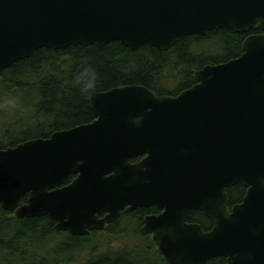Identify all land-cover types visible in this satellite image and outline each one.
I'll list each match as a JSON object with an SVG mask.
<instances>
[{"label":"water","instance_id":"95a60500","mask_svg":"<svg viewBox=\"0 0 264 264\" xmlns=\"http://www.w3.org/2000/svg\"><path fill=\"white\" fill-rule=\"evenodd\" d=\"M261 26L264 0H0V75L42 47L169 49L190 34ZM195 74L178 94L136 83L93 91L92 121L0 147L2 207L19 218L53 213L58 230L84 235L123 209L156 205L142 231L170 264L223 254L264 264V32ZM237 183L248 189L231 210L227 189ZM195 210L213 229L190 221Z\"/></svg>","mask_w":264,"mask_h":264},{"label":"trees","instance_id":"16d2710c","mask_svg":"<svg viewBox=\"0 0 264 264\" xmlns=\"http://www.w3.org/2000/svg\"><path fill=\"white\" fill-rule=\"evenodd\" d=\"M245 37V32L219 28L187 35L169 49L149 43L133 49L119 40L39 48L0 75V147L92 121L93 91L136 83L177 94L197 82L195 71L203 65L240 55ZM243 192L237 183L231 198ZM191 220L203 225L204 212L194 211ZM56 223L53 213L19 218L0 204V264H134L111 237L113 228L76 235L58 230ZM158 257L157 264H170ZM208 264L224 262L213 258Z\"/></svg>","mask_w":264,"mask_h":264},{"label":"flooded vegetation","instance_id":"af4514ba","mask_svg":"<svg viewBox=\"0 0 264 264\" xmlns=\"http://www.w3.org/2000/svg\"><path fill=\"white\" fill-rule=\"evenodd\" d=\"M259 32H264V27L259 28L257 31L249 30L245 33H246V37H247L248 35H250L252 33H259ZM142 157H143V155L137 156V157L133 158V161H137V160L141 159ZM75 177H76V174H70L66 178V180L64 181L63 185L69 184L70 182L73 181V179ZM240 184H242V183H240ZM234 185L229 186L227 189L228 195H229L228 206H229V209H231V210L233 209V207L235 205H237L243 201V197L246 194L247 189H248L247 186L242 184L244 187V192H243L242 196L240 198H231L230 190L233 188ZM233 195H234V193H233ZM140 208L141 209L146 208L148 210L143 212L142 214H138L137 209H140ZM135 210H136L137 214L134 213ZM160 211H161V209H159L156 205L141 206V207L135 208L131 211H126V209H123L121 211L120 216L117 219L113 220L112 222L105 223V226L103 229L113 228L112 231L111 230L109 231L112 238H126L127 240H129L126 243L125 242L121 243V241H116V244L121 245L122 247H125L124 246L125 244L126 245L134 244L136 246L139 245V246L143 247L146 250V253H148V255L154 256L155 264H157L158 259H159L158 256L162 257L163 255L160 253V250L156 244V241L154 239V233L142 231V226L144 225L145 217L147 215L159 213ZM104 214L105 213L101 214V216H103ZM130 219H132V220H130ZM205 219L206 220L204 221L202 228L204 229V231H210L215 226V223H214L213 219L210 218L207 214H205ZM103 229H101V230H103ZM94 231H96V230H94ZM91 232H93V231H91ZM213 258H220V260L223 261L224 264H230L229 257L224 255V254L213 256V257L209 258L208 261L206 262V264H208L210 262V260Z\"/></svg>","mask_w":264,"mask_h":264},{"label":"rangeland","instance_id":"374dc122","mask_svg":"<svg viewBox=\"0 0 264 264\" xmlns=\"http://www.w3.org/2000/svg\"><path fill=\"white\" fill-rule=\"evenodd\" d=\"M116 241L127 242L126 238H115ZM124 251L127 257L134 263V264H155L154 256L150 258L147 257L148 253L146 250L141 246H136L134 244H128L125 246Z\"/></svg>","mask_w":264,"mask_h":264}]
</instances>
